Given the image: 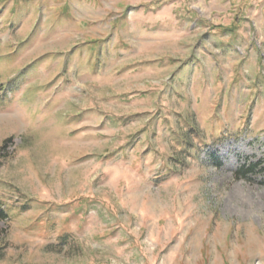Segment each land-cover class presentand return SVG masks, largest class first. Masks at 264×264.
<instances>
[{
  "label": "rangeland",
  "instance_id": "rangeland-1",
  "mask_svg": "<svg viewBox=\"0 0 264 264\" xmlns=\"http://www.w3.org/2000/svg\"><path fill=\"white\" fill-rule=\"evenodd\" d=\"M0 264H264V0H0Z\"/></svg>",
  "mask_w": 264,
  "mask_h": 264
},
{
  "label": "trees",
  "instance_id": "trees-1",
  "mask_svg": "<svg viewBox=\"0 0 264 264\" xmlns=\"http://www.w3.org/2000/svg\"><path fill=\"white\" fill-rule=\"evenodd\" d=\"M7 218V214L5 213V210L3 209L2 203H0V220Z\"/></svg>",
  "mask_w": 264,
  "mask_h": 264
}]
</instances>
